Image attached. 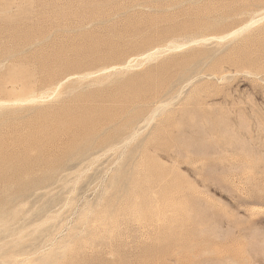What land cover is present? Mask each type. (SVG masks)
Segmentation results:
<instances>
[{
  "label": "rangeland",
  "instance_id": "1",
  "mask_svg": "<svg viewBox=\"0 0 264 264\" xmlns=\"http://www.w3.org/2000/svg\"><path fill=\"white\" fill-rule=\"evenodd\" d=\"M0 264H264V0H0Z\"/></svg>",
  "mask_w": 264,
  "mask_h": 264
},
{
  "label": "bare ground",
  "instance_id": "2",
  "mask_svg": "<svg viewBox=\"0 0 264 264\" xmlns=\"http://www.w3.org/2000/svg\"><path fill=\"white\" fill-rule=\"evenodd\" d=\"M251 21H253V20H251ZM258 22V21H257ZM250 25V24H249ZM240 28V27H239ZM239 28H237V30H239ZM237 30H235V32L237 31ZM237 33V32H236ZM229 34V33H228ZM233 34H235V33H233ZM177 48H180V47H182V46H176ZM34 99V98H33ZM80 115V114H79ZM134 132V131H133ZM129 138V137H128ZM9 211H11V210H9ZM8 215H9V213H8Z\"/></svg>",
  "mask_w": 264,
  "mask_h": 264
}]
</instances>
